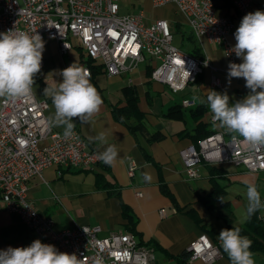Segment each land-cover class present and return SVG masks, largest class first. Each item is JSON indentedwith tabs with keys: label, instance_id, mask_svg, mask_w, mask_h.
<instances>
[{
	"label": "built area",
	"instance_id": "2783aa9c",
	"mask_svg": "<svg viewBox=\"0 0 264 264\" xmlns=\"http://www.w3.org/2000/svg\"><path fill=\"white\" fill-rule=\"evenodd\" d=\"M155 6L175 3L185 14L196 38L220 44L229 62L236 63L231 49L234 33L247 14L253 0H231L235 17L219 14L216 0H152ZM18 29L43 40H55L62 55L72 48L104 65L108 76L122 75L141 63L152 64V79L180 92L205 68H211V84L221 86L217 68L208 58L194 56L173 43L174 32L167 18L147 22L143 12L121 13L120 0H0V32ZM44 59H42V66ZM72 62L63 64V69ZM92 78L91 68L81 61ZM192 106L195 101L184 99ZM48 100L30 98L15 101L3 97L0 101V209L18 212L31 230L44 236V243L58 251L75 253L83 264H92L100 255L104 264H155L154 249L141 244L132 231L100 234V227L82 224L56 230L54 219L41 214L28 195V181L42 175L50 166L94 171L102 161L99 149L75 128L76 137L65 138L63 129L47 126ZM212 121V119H211ZM217 130L197 143L191 142L179 151L186 179L200 176L202 164L231 163L249 171L264 170V146L252 148L243 137L226 136ZM127 171L135 174L138 164L133 156L126 157ZM142 196L141 190L137 191ZM176 211V209H174ZM162 216L166 215L161 209ZM264 225V212L261 215ZM189 260L201 259L214 263L222 256L220 242H214L203 232L188 247Z\"/></svg>",
	"mask_w": 264,
	"mask_h": 264
},
{
	"label": "crops",
	"instance_id": "0c3cea01",
	"mask_svg": "<svg viewBox=\"0 0 264 264\" xmlns=\"http://www.w3.org/2000/svg\"><path fill=\"white\" fill-rule=\"evenodd\" d=\"M148 1L149 5L156 9L153 16L149 11L146 13L144 9L134 13L143 12L147 22H153L160 17L167 18L174 31L179 30L181 34L183 30L186 31L187 34L182 36L185 42H187L188 33L194 34L188 25L187 17L175 3L155 6L152 0ZM216 4L219 6V14L234 16L233 10L223 6V0H216ZM128 6H130L129 1L120 0L121 13H133ZM166 9L171 10V13H166ZM256 10L264 11V0H253L247 13ZM44 41L48 59L53 58L60 62L57 70H62L66 62L79 63L80 58L76 48H72L69 54L62 55L59 44L55 40ZM187 44V48L194 45L191 41ZM196 44L199 47V55L208 58L212 66L217 68L222 80L221 86L211 84L212 70L207 67L197 82L191 83L189 87L177 92L179 94L173 95L168 85L151 79L147 75L149 61L141 63L136 69L126 74L110 77L106 72H102L91 78V83L97 88L103 104L100 111L93 116L92 121L80 123L78 129L88 140L89 137H95L101 132L106 134L107 144H101L99 141L90 142L97 146L100 152L104 151L108 145H116L119 155L115 163L108 165V169L104 170V174L113 185L102 188L97 186L96 172L102 169L90 171L50 166L42 175L31 177L28 181L29 198L41 214L54 219L56 230L89 224L99 226L101 235H108L115 231H131L128 227L131 223L130 219L123 214L122 204L124 203L134 214L136 219L134 228L139 233V237L144 244L154 249L155 264H207L201 259L190 261L188 247L195 238L206 231L203 225H206V228L215 229L214 235L218 241L220 231L226 229L218 218V209L209 208L198 197V193L205 196L213 190L214 179L226 186L227 193L222 199L231 205L235 222L244 224L248 220L241 222L238 216V213L247 206L246 196L241 193H231L228 183H225V180L241 167L246 170L243 166H235L231 163L218 165L204 163L200 166V176L188 181L179 156L180 149L192 142L191 137L184 132H193L200 121L211 122L209 125L216 130L222 129L216 127L211 121V113L206 103L202 105L207 107V111L200 119L196 120L190 112L195 105H201L200 100L206 99V93L209 90L226 92L230 97V104L239 100L241 91L245 96L250 91L245 87L243 78H228L230 62L220 44L198 38H196ZM65 56H68V61L65 60ZM43 59L44 64L41 69L45 68L47 63L44 55ZM241 62L242 60L237 57L236 63ZM53 70L51 69L50 73ZM100 74L105 76L108 86L116 87L118 96L103 95L102 87L97 81ZM60 77L62 81V76ZM35 78L42 81L40 73ZM128 85L137 88L139 105L147 113L146 129L136 134L131 132L126 124L116 120L112 111L116 104L124 103L123 88ZM34 93L38 98L48 100L49 108L46 110L48 119L55 111L51 98L39 91ZM186 98L194 100L195 104L183 105L182 101ZM176 105H180L183 109L182 116H166L169 109ZM53 128L63 129L62 127ZM153 134H158L159 138H151ZM226 136L229 137L230 134L227 133ZM129 155L133 156L138 164L133 176H130L127 171L126 157ZM212 166L222 171L211 173ZM145 174L150 179L146 180ZM162 184L166 185V189L170 191L173 198L164 193ZM138 190L143 192L142 196L137 195ZM115 191H119V194ZM261 200L264 202V197H261ZM215 204L220 206L222 202L218 200ZM162 208L165 209V216L160 213ZM263 212L264 210H261V215ZM194 216L200 217L202 224L198 223ZM36 239L44 243V236L34 233L18 212L0 209V250L10 246L27 247ZM220 248L222 256L212 264H230L221 245ZM251 251L254 253L256 264H264V252L252 249Z\"/></svg>",
	"mask_w": 264,
	"mask_h": 264
},
{
	"label": "clouds",
	"instance_id": "9594fccd",
	"mask_svg": "<svg viewBox=\"0 0 264 264\" xmlns=\"http://www.w3.org/2000/svg\"><path fill=\"white\" fill-rule=\"evenodd\" d=\"M236 43L231 49L241 63L230 62L228 78H243L249 93L230 104L225 93L209 90L201 104H207L213 124L227 133L243 137L252 147L264 146V11L247 13L234 33ZM45 41L36 31L30 34L16 28L0 32V97L15 101L33 96L35 77L42 68ZM62 82L43 89V95L51 98L54 113L48 117L47 126L62 127L65 138L76 137V124L90 123L100 111L103 100L91 83V74L76 62L59 71ZM259 90V91H258ZM89 141L107 144L106 134L89 137ZM119 155L116 145H108L99 153V160L113 165ZM145 179L150 177L145 174ZM247 206L238 213L240 221L251 218L257 211L264 210V202L255 184L246 188ZM223 203L224 200L219 198ZM220 245L227 254L230 264H256L251 251L252 240L241 235V228L232 225L222 229L218 235ZM0 264H83V259L58 249L39 239L27 247H8L0 250ZM92 264H104L102 256L93 258Z\"/></svg>",
	"mask_w": 264,
	"mask_h": 264
},
{
	"label": "trees",
	"instance_id": "16d2710c",
	"mask_svg": "<svg viewBox=\"0 0 264 264\" xmlns=\"http://www.w3.org/2000/svg\"><path fill=\"white\" fill-rule=\"evenodd\" d=\"M223 2H224L223 4L224 7H227L228 9L233 10V14H234L233 17H235L236 9L233 6L232 1L223 0ZM217 10H219L218 4H217ZM184 34H187L185 30H183L182 36H184ZM190 41L195 46L192 45L190 48H187V45H188L187 43H189ZM179 47H181L184 50H187L188 53H190L191 55L203 57L202 55H199V52H198L199 47L196 44V37L194 36V34L188 33L187 42H185V38L182 37V43ZM75 50H77V52L79 53V58H80L79 62L84 61L91 68L92 77L97 75L98 73L105 72L104 65L101 62H97L93 60L92 58H83V55H84L83 52L79 50L78 48H76ZM152 67H153L152 64H148L147 70H146L147 75L151 79H152L151 77ZM204 71L197 76L196 82L203 76ZM123 92L125 96L124 103L122 104L118 103L114 106L112 110L113 116L116 120L126 124L129 130L136 134L138 131H142L146 129L147 113L144 110H142L139 105V93L135 86L133 85L125 86L123 88ZM239 96H240L239 100H242L245 95L241 91L239 93ZM206 111H207V107L203 106L202 104L201 105L197 104L195 105V107L191 108L190 110L192 116L196 120L200 119ZM182 114H183V109L180 107V105H176V106L171 107L165 115L168 117L169 116L181 117ZM74 123L76 124L75 128H79L80 122L74 119ZM209 124H211V122L205 123V122L200 121L193 132L185 131L184 134L189 135L192 139V142L197 143L201 138L217 131ZM157 135L153 134L151 138L153 139L159 138V136ZM230 135H234V134H230ZM98 169H102V170L96 172L97 186L102 188V187H108L110 185H113V183H111L108 180L107 176L104 174V170L108 169V165L101 162ZM210 171L211 173H214L215 171H222V170L217 167L212 166L210 167ZM213 186H214L213 190L210 191L205 196L198 193L199 199L202 200L204 204L207 205L209 208L213 209L215 207L218 209V218L223 222L225 228L231 229L232 225L239 226L241 228V235L247 236L249 239L252 240L253 243H252L251 249L260 250L264 252V225L262 223L261 210L253 214L251 218H249L244 224H238L235 222L233 212H232V207L228 202H224L220 206H216L215 204L216 201L220 200L219 198H222L226 195L227 193L226 186L220 184L215 179L213 180ZM161 187L164 193L168 194L169 196H172L170 191L166 189L165 184H162ZM115 193L119 194V191H115ZM122 208H123L124 216L130 219L131 223L128 225L129 229L138 236L140 243L144 244L143 240L139 237V233L134 228V224L136 222L134 214L131 212L130 208L124 203L122 204ZM194 217L198 223L202 224V219L200 217L198 216H194ZM203 227L206 230L204 232L207 233L214 242H218V239L214 235L215 229L213 227L206 228L207 227L206 225H203Z\"/></svg>",
	"mask_w": 264,
	"mask_h": 264
},
{
	"label": "rangeland",
	"instance_id": "374dc122",
	"mask_svg": "<svg viewBox=\"0 0 264 264\" xmlns=\"http://www.w3.org/2000/svg\"><path fill=\"white\" fill-rule=\"evenodd\" d=\"M130 2V7L134 12L139 11L140 9L146 10V13H151L152 16L155 14V8L149 5L148 0H127V2ZM159 9V8H158ZM171 10L166 9V13H171ZM160 12V11H159ZM167 14V16H168ZM148 19L149 14H147ZM152 19V18H151ZM149 23V22H148ZM173 29V28H172ZM174 40L173 43L176 46H180L182 43V34L181 31L177 30L174 31ZM43 55L46 60V66L45 68L41 69L40 75L42 76V81L39 79L35 78V85H34V91H39L41 94H43V89L47 86L46 82L48 85H52L53 83L56 82H62L61 77L59 75V70H57L58 66L60 67V62L57 60H54L53 58H49L47 56L46 51L44 50ZM50 57V56H49ZM65 60L68 61L69 58L68 56H65ZM143 67V65L141 66ZM54 69L51 73L50 70ZM97 81L102 87V93L103 95H108V96H118V90H116V87L113 85L107 84L106 78L103 74H100L99 77L97 78ZM171 89H169L170 91ZM171 92L174 94H179L177 92H174L171 90ZM3 97H0V101ZM225 183H228V187L231 193H241L243 196L246 193V188L248 184H255L258 191L260 192L261 197H264V171H247L244 170L242 167L235 172L234 174L230 175L226 180ZM246 196V195H245Z\"/></svg>",
	"mask_w": 264,
	"mask_h": 264
}]
</instances>
